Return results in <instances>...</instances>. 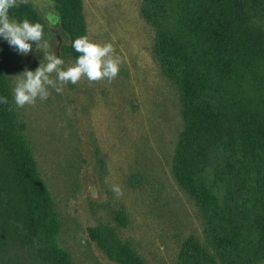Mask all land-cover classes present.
I'll list each match as a JSON object with an SVG mask.
<instances>
[{
	"label": "trees",
	"instance_id": "obj_1",
	"mask_svg": "<svg viewBox=\"0 0 264 264\" xmlns=\"http://www.w3.org/2000/svg\"><path fill=\"white\" fill-rule=\"evenodd\" d=\"M60 28L73 42L87 37L83 0H52ZM180 6L171 34L169 6ZM156 12V13H155ZM155 28L154 54L177 87L184 128L172 172L206 221L205 246L190 238L177 264L264 262V0H144ZM156 14L160 20L154 17ZM12 20L45 24L31 3L9 10ZM163 22V23H162ZM180 33V34H179ZM66 55V56H67ZM0 59V264H73L56 239L58 215L37 174L17 120ZM115 220L121 225L125 214ZM112 224L88 228L90 239L116 264H146ZM212 250H209L208 247Z\"/></svg>",
	"mask_w": 264,
	"mask_h": 264
},
{
	"label": "rangeland",
	"instance_id": "obj_2",
	"mask_svg": "<svg viewBox=\"0 0 264 264\" xmlns=\"http://www.w3.org/2000/svg\"><path fill=\"white\" fill-rule=\"evenodd\" d=\"M27 3L42 16L48 51L64 61L65 69L73 66L76 61L64 51L70 43L60 28L58 7L52 0ZM143 4L83 0L87 38L111 43L120 59L111 82L82 78L62 93L50 89L47 100L16 106L38 177L58 215L57 243L73 264H116L88 235L89 227L107 223L146 264H177L190 238L208 246L203 214L172 172L184 128L182 103L155 57L156 31L142 13ZM168 7L170 22L164 28L177 34L174 21L181 7ZM30 43L32 51L22 55L0 37L2 69L12 93L17 83L13 77L46 63L43 52ZM0 158L1 168L9 170L6 157ZM119 211L125 214V225L115 220Z\"/></svg>",
	"mask_w": 264,
	"mask_h": 264
},
{
	"label": "clouds",
	"instance_id": "obj_3",
	"mask_svg": "<svg viewBox=\"0 0 264 264\" xmlns=\"http://www.w3.org/2000/svg\"><path fill=\"white\" fill-rule=\"evenodd\" d=\"M27 0H0V37L20 54L27 55L32 51V43L37 51L43 52V61L35 71L25 70L13 77L17 83L13 89V98L17 107L32 105L37 99L47 100L50 89L62 93L69 83L75 85L82 78L90 82L107 79L111 82L119 72V57L115 56L111 43L103 45L89 41L86 36L73 42V48L80 55L73 66L63 67L64 61L54 52H49V43L43 38V29L39 23L27 19L16 21L9 18V10ZM54 74V75H53ZM6 97H0V104H7ZM119 193V189H114Z\"/></svg>",
	"mask_w": 264,
	"mask_h": 264
}]
</instances>
